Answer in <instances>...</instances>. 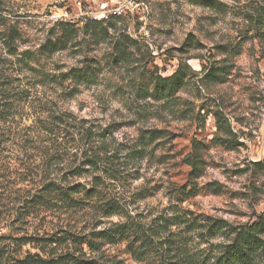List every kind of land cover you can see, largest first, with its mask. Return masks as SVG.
<instances>
[{"label": "rangeland", "instance_id": "rangeland-1", "mask_svg": "<svg viewBox=\"0 0 264 264\" xmlns=\"http://www.w3.org/2000/svg\"><path fill=\"white\" fill-rule=\"evenodd\" d=\"M96 1L0 0V64L7 62L30 97L8 126L11 142L2 156L14 191L32 194L36 173L50 170L55 178L66 177V187L102 184L123 212L104 218L93 210L52 211L27 218L16 211V200L0 216V247L16 238L80 237L129 222L153 239L158 252L136 258L121 243L105 247L100 262L167 264L176 236L200 264H211L227 239L202 237L188 225L191 218L223 220L234 228L264 219V0H141L136 14L107 30H80L65 50L41 53L61 23L82 29L87 20L77 16L95 11ZM66 13L73 22L52 19ZM26 51L39 57L27 74L11 65L18 60L12 53ZM185 64L193 71L190 81L170 103L139 92L152 77H170ZM90 66L92 82L66 77ZM212 69L220 81L207 77ZM152 130L165 138L145 144ZM25 135L34 138L30 149L21 146ZM195 140L208 145L206 170L197 181L199 194L182 201L174 190L189 181L185 159ZM28 168L35 176L25 182ZM13 249L20 259L29 253L48 257L37 244Z\"/></svg>", "mask_w": 264, "mask_h": 264}, {"label": "trees", "instance_id": "trees-1", "mask_svg": "<svg viewBox=\"0 0 264 264\" xmlns=\"http://www.w3.org/2000/svg\"><path fill=\"white\" fill-rule=\"evenodd\" d=\"M118 20L119 18H110L101 22L87 20L82 29H78L72 23H61L59 33L47 39L41 53L47 56V54L65 50L73 40V36L77 35L80 30L89 35L93 29L107 30V27L114 26L115 21ZM13 34L10 35L12 44L16 38V32L15 37ZM11 56L17 57L18 60L15 64H10L20 68L21 72L26 74L33 70L32 64L39 61V57L31 51H26L20 56L17 53H12ZM6 63L0 64V216L10 210V207H14L16 200L19 201L21 208L12 210L19 211L21 216L26 215L27 218H39L43 213L52 211L83 213L93 210L104 218L121 215L123 209L115 200L107 198L101 191L102 184L94 183L90 188L81 185L66 187L64 185L67 183L66 177L64 179L55 178L50 170L40 171L37 169L39 170L35 177L37 180L31 181L29 178H33L35 174L28 171L32 169H26L24 181L30 180L37 186L32 194L24 195L26 193L20 189L13 190L12 185L14 186V184L10 183L12 181L10 171L3 163L2 154L6 144L11 142V138L7 136L11 132L8 131V126L10 127L15 122L22 104L27 103L30 97L25 89L20 88L21 84H16L20 82V79H14L12 71L7 69L9 67ZM93 68L90 66L86 69H72L66 77L78 83H89L95 77V68ZM188 70L193 73L190 67L185 64L181 65L170 77H152L151 82L145 86L142 85L139 92H142L145 98L170 103L189 83ZM207 77L216 82L221 80V74L215 69H212ZM163 134L162 131L152 130L148 131L143 139L145 144H151L164 139ZM33 140L34 138L29 135L23 136L22 148L33 147L35 144ZM207 148L208 145L205 143L193 141L192 153L185 159V162L191 167L189 181L185 186L174 190L176 197L181 198L182 201L194 198L200 192L201 187L198 186L197 181L203 177L206 170L203 154ZM140 153L141 149L133 151L134 155ZM52 160L50 161L52 162ZM89 164L92 168L97 167L96 161L90 160ZM79 170H75L74 174L80 175ZM94 180H99V178ZM207 188L214 192H220V188L215 184H209ZM188 225L197 226L194 229H199L202 237L207 234L213 237L219 235L227 239V243L222 245L211 264H260L264 258V219L262 218L252 225L237 228L229 226L223 220H215L210 217H201V219L193 217ZM121 243H126L128 252L136 258H152L158 252L152 238L140 231L134 224L125 222L101 230L96 228L94 232L80 237L65 233L62 237L51 235L50 237L35 236L12 239L10 242H6L4 247H0V264H104L100 262L103 249ZM171 243L174 245L171 249L172 254L167 258L163 257L168 260L167 264H200L199 260L187 251L189 248L187 242L175 236ZM33 244H37L38 248L48 250V257L29 253L20 259L11 253V249L15 247Z\"/></svg>", "mask_w": 264, "mask_h": 264}, {"label": "built area", "instance_id": "built-area-1", "mask_svg": "<svg viewBox=\"0 0 264 264\" xmlns=\"http://www.w3.org/2000/svg\"><path fill=\"white\" fill-rule=\"evenodd\" d=\"M141 0H97V7L95 11L91 13H83L78 15L79 19H86L96 22L107 21L110 18H125L128 16H133L137 13V10L140 6ZM82 10V4L79 3ZM52 19L55 22H73V18H70L69 15H56Z\"/></svg>", "mask_w": 264, "mask_h": 264}]
</instances>
